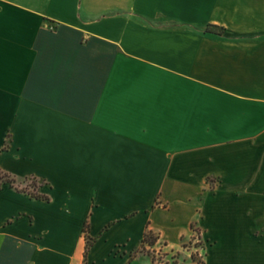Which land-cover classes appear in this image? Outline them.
Returning <instances> with one entry per match:
<instances>
[{"label":"crops","instance_id":"obj_1","mask_svg":"<svg viewBox=\"0 0 264 264\" xmlns=\"http://www.w3.org/2000/svg\"><path fill=\"white\" fill-rule=\"evenodd\" d=\"M0 170V264H264V0H0Z\"/></svg>","mask_w":264,"mask_h":264},{"label":"trees","instance_id":"obj_2","mask_svg":"<svg viewBox=\"0 0 264 264\" xmlns=\"http://www.w3.org/2000/svg\"><path fill=\"white\" fill-rule=\"evenodd\" d=\"M206 31H210V32L222 34L223 31H224V28L223 27H220V26H217V25L209 24L206 27ZM0 175L3 176L2 178H0V188H1V186L3 184H9L11 187L15 188L16 190H18L20 192L27 193L30 196L34 197V198H41V199H45V200H48L49 199L48 196L43 195V194L40 193V185H41V182L36 177H26V178L22 179L25 182H27L29 179H33L34 181H37L36 184L34 182L35 191L32 192L28 188H22V187L18 186L17 185L18 179L16 177H14L13 175H11L10 173H7L5 171L0 170ZM84 231L86 233V237H87V240H88L87 248H89V246L92 245V243H93V239L89 235V224L88 223L86 224ZM156 240H157L156 235L154 233H152V232H148L146 234L144 240H143V247H142L143 250H146L145 249V244L148 243L150 245H153V244H155Z\"/></svg>","mask_w":264,"mask_h":264},{"label":"rangeland","instance_id":"obj_3","mask_svg":"<svg viewBox=\"0 0 264 264\" xmlns=\"http://www.w3.org/2000/svg\"><path fill=\"white\" fill-rule=\"evenodd\" d=\"M3 176L0 175V178H2ZM34 182L36 184L37 181H34L33 179H29L27 182H25L24 180H18L17 181V185L22 187V188H28L30 191L34 192L35 191V188H34ZM204 245V241H200L198 239H196L192 246L196 245V246H199V245ZM194 257H195V260L196 262H198V264H201L202 263V259L200 258V256H197L196 254H194Z\"/></svg>","mask_w":264,"mask_h":264}]
</instances>
